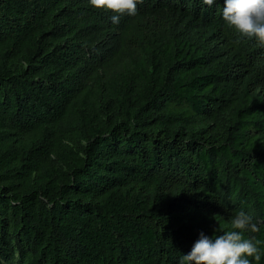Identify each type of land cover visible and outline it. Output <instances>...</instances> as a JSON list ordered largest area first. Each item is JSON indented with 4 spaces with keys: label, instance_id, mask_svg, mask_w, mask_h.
<instances>
[{
    "label": "trees",
    "instance_id": "1",
    "mask_svg": "<svg viewBox=\"0 0 264 264\" xmlns=\"http://www.w3.org/2000/svg\"><path fill=\"white\" fill-rule=\"evenodd\" d=\"M223 4L0 0V264H179L240 210L264 250V48Z\"/></svg>",
    "mask_w": 264,
    "mask_h": 264
},
{
    "label": "clouds",
    "instance_id": "2",
    "mask_svg": "<svg viewBox=\"0 0 264 264\" xmlns=\"http://www.w3.org/2000/svg\"><path fill=\"white\" fill-rule=\"evenodd\" d=\"M141 0H88L95 10L113 13L111 22L120 23L123 15H137ZM213 5L216 0H203ZM221 17L225 25L241 39L254 41L264 48V0H224ZM239 42V41H237ZM258 231L253 217L240 210L230 219V230L213 237L200 233L191 251L180 256L179 264H260L264 250L260 241L245 238V232Z\"/></svg>",
    "mask_w": 264,
    "mask_h": 264
}]
</instances>
